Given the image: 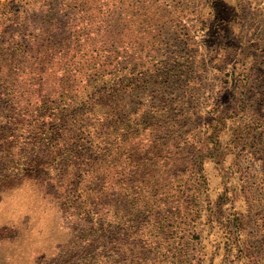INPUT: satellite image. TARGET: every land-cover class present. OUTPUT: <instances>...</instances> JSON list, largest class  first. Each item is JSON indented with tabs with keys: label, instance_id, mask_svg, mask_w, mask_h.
<instances>
[{
	"label": "rangeland",
	"instance_id": "obj_1",
	"mask_svg": "<svg viewBox=\"0 0 264 264\" xmlns=\"http://www.w3.org/2000/svg\"><path fill=\"white\" fill-rule=\"evenodd\" d=\"M31 1L0 0V103L9 104L7 92L22 104L31 99L22 69L48 39H40L38 27L53 22L54 9L66 1L69 12L56 18L65 28L55 37L64 35L76 57L98 59L116 72L135 64V76L115 85L134 88L123 97L135 110V170L140 173L143 158H155L147 179L136 175L135 195L177 206V236L187 227L179 249L168 246L157 232L162 225L138 211L135 237L133 228L115 235L131 242L92 245L84 264H264V0ZM29 35L38 44L25 53ZM219 111L230 114L228 122L219 142L204 145L206 126ZM18 135L21 130L16 142ZM20 143L12 151H21ZM18 162L0 180V264H53L58 255L82 253L75 248L77 218L65 197L44 193L49 182L37 177L6 188L22 174ZM199 174L192 193L185 187ZM104 192L109 209L114 196L109 186ZM188 208L197 211L191 223ZM192 245L206 254L197 260Z\"/></svg>",
	"mask_w": 264,
	"mask_h": 264
},
{
	"label": "trees",
	"instance_id": "obj_2",
	"mask_svg": "<svg viewBox=\"0 0 264 264\" xmlns=\"http://www.w3.org/2000/svg\"><path fill=\"white\" fill-rule=\"evenodd\" d=\"M51 1L56 3L57 0ZM63 5L61 9H54L53 22L38 27L42 34L40 39L47 36L48 39L39 42V53H42L39 58L36 55L34 61L22 69V84H27L31 99L22 104L17 95L7 92L9 97L4 100L10 101L9 104L0 103V116L3 117L0 119V180L7 176L5 171L10 165L20 160L22 174L18 181L7 182L9 186L6 188L39 177L41 182L50 183L44 187V193L51 199L65 197L62 202L67 203L80 225L75 248L82 253L58 255L53 264H84L86 248L95 244L103 246L108 243L116 248L128 244L131 242L128 235H115L117 232L122 234L123 229L127 233L133 228L131 233L135 237V213L138 211L146 213L144 216L151 221L153 216L155 225H152H162L157 232L163 233L161 237L166 245L178 248V242L187 232L184 225L180 237L177 236L179 224H174V217L180 211L178 207L167 205L169 201L161 199L162 205H156L155 196L146 202L140 198L147 197L146 193L135 195L136 175H144L143 179H147L150 164H155V158L151 157L150 162L143 158L138 163L140 173L135 170V110L130 112L132 104L123 97L126 90L115 86L135 76V64L116 72L106 70L98 59L76 57L72 43L61 39L64 35L55 37L65 28L64 24H57L56 19L69 12V3L63 1ZM223 6L225 18L229 20V11L226 5ZM48 14L47 10L44 15ZM29 37L21 49L25 53L38 44L37 36ZM70 49L73 52H68ZM43 63L44 67L41 66ZM2 79L0 76V81ZM3 89L5 86H0V95H4ZM229 117L225 111L215 114L214 122L206 126L204 145L219 142L218 136ZM17 130L22 132L18 135L21 151H12L19 142L15 138ZM202 163L203 159L200 171L203 170ZM200 176L202 174L191 175L188 188H185L192 193L198 190ZM105 185L114 196L109 209L104 206L108 193L104 192ZM191 205L197 208L194 199ZM195 208H188L187 223L194 222ZM107 212L112 215L111 219L107 218ZM235 239L240 240L238 235ZM198 243H202L201 240ZM226 244L232 248L229 242ZM192 248L198 251L197 260L206 254L201 247L197 249L192 245Z\"/></svg>",
	"mask_w": 264,
	"mask_h": 264
}]
</instances>
